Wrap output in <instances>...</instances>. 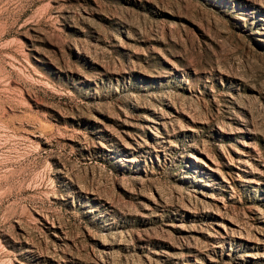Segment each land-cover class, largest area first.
<instances>
[{"label":"rangeland","instance_id":"obj_1","mask_svg":"<svg viewBox=\"0 0 264 264\" xmlns=\"http://www.w3.org/2000/svg\"><path fill=\"white\" fill-rule=\"evenodd\" d=\"M0 264H264V0H0Z\"/></svg>","mask_w":264,"mask_h":264}]
</instances>
